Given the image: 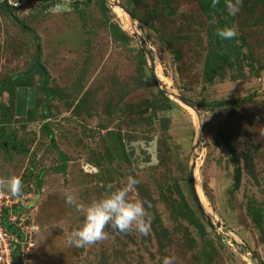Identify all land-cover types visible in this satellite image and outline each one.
Returning a JSON list of instances; mask_svg holds the SVG:
<instances>
[{"label": "rangeland", "instance_id": "obj_1", "mask_svg": "<svg viewBox=\"0 0 264 264\" xmlns=\"http://www.w3.org/2000/svg\"><path fill=\"white\" fill-rule=\"evenodd\" d=\"M128 1L105 0L103 12L100 0H0V81L31 70L39 51L49 76L46 86L60 94L47 106L45 95L36 92L35 119L11 117L3 131L8 140L0 138V177L21 178L19 210L37 234L28 264H163L165 256L175 257V264H264V71L256 74L248 67L264 66V0L251 12L254 0H242L230 25L238 35L225 40L229 62L212 68L210 83L205 59L218 18L204 15L195 0H175L171 16L155 0L140 6ZM151 9L158 11L153 23ZM108 21L129 37L126 44L110 36ZM144 49L153 56L154 70ZM141 56L146 66L139 64ZM31 79L34 87L44 81L39 75ZM77 84L89 96L80 109L75 108ZM8 96L0 97L7 107ZM178 96L195 104L200 117ZM247 97L244 105L209 110L215 101ZM166 101L168 111L138 114L146 104ZM43 108L48 118L41 121ZM155 137L157 163L148 165ZM223 139L236 155H250L252 161L240 160L236 191L233 155ZM61 155L67 157L63 170ZM192 166L205 205L200 201L205 213L200 214L206 222L209 217L208 225L195 206ZM129 176L153 202L169 233L168 247L158 248L151 228L141 235L135 228L121 233L111 225L103 241L70 245L67 236L83 216L66 203L65 190L89 204L109 192V185L111 190L125 187ZM129 199L146 204L136 185ZM258 210L259 225L252 215Z\"/></svg>", "mask_w": 264, "mask_h": 264}, {"label": "trees", "instance_id": "obj_2", "mask_svg": "<svg viewBox=\"0 0 264 264\" xmlns=\"http://www.w3.org/2000/svg\"><path fill=\"white\" fill-rule=\"evenodd\" d=\"M144 0H129L128 2L137 6H140L139 4L144 3ZM146 1V0H145ZM199 3L200 5V9L201 12L206 15L209 16L211 14H213L214 16H216L218 18V22L217 25L219 26V28H223L225 26H229L232 23V20H234L233 16H230L227 12V8H226V4H225V0H219V3L217 4V6L215 8L211 7L212 5V0H195ZM249 1V0H248ZM262 0H254L252 1V4L250 6V12L254 10V8H256L257 6L260 5ZM155 2L157 4H160L161 9L164 10L169 16L173 15V9H172V5L174 4L175 0H155ZM247 2V0L245 1ZM86 3V2H85ZM100 4H101V8L103 12L107 11V8L105 7V0H100ZM143 9L147 8L146 5L142 7ZM135 9V8H134ZM134 11V10H133ZM132 10L128 9V13L130 15H132L133 19H137L143 22V20L141 18H138L137 15L135 14V12H133ZM149 15V22H154L155 18L158 16V11L156 9H151L148 13ZM212 16V15H211ZM225 17L224 18H222ZM152 23L150 24V27L152 29H155V26L152 25ZM148 24V23H147ZM107 27H108V31L110 36L118 42H124V44H126L129 40V37L123 33L119 27L115 24L112 23L111 21H108L107 23ZM211 36H213L212 32H210ZM33 35V39L37 42H39V37L35 34V32H32ZM213 40V44L210 43V49L207 53L206 59H205V69H206V73L204 75L206 82H212L214 77L212 68H216L218 66H222L226 63L229 62V53H227L225 51L226 48H228V46L230 45V43H225V40H222L221 38H219L216 33L215 35L212 37ZM174 54L176 52L172 51ZM40 57V53L39 51L36 52L35 57H34V63L32 64V68L30 67L31 70H29L28 72H24V73H19V74H14L11 77L2 79L0 81V97L4 94L7 93L10 99V105L7 107L5 104H3L2 102H0V138H4L7 139L4 136V129L6 128V126L9 124L11 117L16 116L15 115V97H16V93L17 90L19 88H27V89H34L35 95L36 92H40L43 93L46 97L45 100V105H49V101L54 98L55 96H59L60 94L57 93L56 91L51 90L50 88H48L46 86V82L49 78L48 73L45 69H43L39 58ZM176 58L178 60H180V54L176 53ZM35 62H38V64L36 65ZM139 64L141 66H146L147 65V61L145 59V56H141V59L139 61ZM250 70H254L256 71V74H259V72H263L264 71V66L258 67V68H254L253 65H249L248 66ZM35 75H39L40 77L44 78V81L40 82L39 85L37 87H34V83L32 81L31 78H33ZM83 78V75L81 76ZM77 92L80 95L78 103L76 104V109H80L85 107L86 105H88V99L89 96L87 94V92H83L82 93V87L80 84H77ZM34 95V99H33V106L31 108L28 109L27 113H26V117L28 121H33L35 119V110L37 107L40 106V101L37 100V98H35ZM250 101V98H244V99H231V100H220V101H215L213 102L210 106H209V110L214 111L217 109H222L231 105H244L246 103H248ZM192 104L194 107H196L195 104ZM44 107V106H43ZM132 108V107H131ZM170 109L168 102L166 101L164 104H162L161 106H158L157 103H151V104H146L145 108L143 110H140L138 112V114H140L141 116H143L144 114H147L150 110L152 116L156 114V112H160V111H168ZM48 114L45 113L44 108L42 109V112L40 113V120H45L48 117ZM151 120V117H150ZM167 125H168V119H165L164 121V125L163 127L165 129H167ZM44 130L45 132L50 135L53 136L52 131L50 130V128L47 125H44ZM222 138V135H220ZM223 141L225 142L224 144L228 147L230 153L233 155L232 159H233V164L235 165V169H234V175H233V189L234 191H236L239 186H240V182H241V176H242V169L239 166L240 160L243 159L246 163V165H251L252 161H250V155L247 154H242L240 156L236 155V153L234 152V147H231V145H229L227 143V141L225 139H223ZM121 154L126 158V151L125 148L123 147L120 150ZM61 162H62V170L65 168L66 166V162H67V157L65 155H61ZM41 187V183H40V175L37 176V189ZM136 187L140 190V192H142V196L146 202V211L148 213V218L150 220V228L153 232V234L155 235V240L156 243L158 245V248L161 249V251L165 248L168 247V243H167V239H168V231L162 227L161 224V220L160 217L158 216L157 212L155 211L154 207H153V202L150 200L148 194L146 192L142 191V187L140 186V184H137ZM195 202V200H194ZM195 206L198 209L196 202H195ZM199 210V209H198ZM198 215L199 217H202V220L205 222V224L208 225V223L205 221L204 217L201 216L200 211H198ZM19 209L14 208L13 212H18ZM8 213L7 210L4 211V217H3V221H4V226L5 227H9L7 225V223L5 222V216ZM252 215H253V219L255 220V222L259 225L260 224V219H261V215H260V210H258L257 212L252 211ZM36 231L33 232V243H35L34 241L36 240ZM34 248H31V250ZM14 255L16 254V252L13 253ZM15 264H19V262H15Z\"/></svg>", "mask_w": 264, "mask_h": 264}, {"label": "clouds", "instance_id": "obj_3", "mask_svg": "<svg viewBox=\"0 0 264 264\" xmlns=\"http://www.w3.org/2000/svg\"><path fill=\"white\" fill-rule=\"evenodd\" d=\"M219 0H212L211 7L215 8ZM227 12L230 16L240 11L242 0H225ZM216 35L222 40L234 39L238 33L234 26L218 28ZM139 183V180L128 177L127 185L116 188L103 194L91 203L80 202L74 190L66 189V203L83 216V222L73 229L67 236L68 243L76 247H85L96 244L108 238L105 228L109 225L121 233H130L135 228L141 235L150 231V220L146 219L148 213L144 202L129 199V191ZM23 183L20 177L11 175L8 178L0 177V195L5 192L19 198L22 195ZM163 264H175V257L165 256Z\"/></svg>", "mask_w": 264, "mask_h": 264}, {"label": "built area", "instance_id": "obj_4", "mask_svg": "<svg viewBox=\"0 0 264 264\" xmlns=\"http://www.w3.org/2000/svg\"><path fill=\"white\" fill-rule=\"evenodd\" d=\"M21 198L11 200L7 195L0 196V264L29 263L35 226L26 220L24 212H13L14 208H20L18 204ZM5 210L8 211L5 222L9 227L4 226Z\"/></svg>", "mask_w": 264, "mask_h": 264}, {"label": "water", "instance_id": "obj_5", "mask_svg": "<svg viewBox=\"0 0 264 264\" xmlns=\"http://www.w3.org/2000/svg\"><path fill=\"white\" fill-rule=\"evenodd\" d=\"M142 44L144 45V42L142 41ZM144 52H145V55L147 56V59H148V61H149V64H150V68H151V70H154V65H155V62H154V59H153V56H152V54L150 53V51H148V50H146V49H144ZM19 92H20V90H18V94H17V100H16V107H18L17 105H18V103L20 102V99H19ZM28 94L29 95H31L32 96V90H29V92H28ZM31 96H28V97H26V98H31ZM22 99H24V97L22 98ZM178 101L182 104V105H184V106H186L187 108H189V109H191L192 111H194L195 113H196V115L198 116V117H200V115H199V113L196 111V109L194 108V106L192 105V104H190L186 99H184L183 97H180V96H178ZM24 101V100H23ZM32 100H28V102H31ZM32 103V102H31ZM19 108V107H18ZM16 110H17V108H16ZM16 114H17V116H20L19 114H18V112L16 111ZM198 143V142H197ZM196 143V144H197ZM150 146H151V162L150 163H148V165H151V164H153V163H157V159H156V145H157V143H156V137H155V139L154 140H152L150 143ZM131 145L133 146V145H135V143H131ZM189 181H190V186H191V190H192V194H193V197H194V200H195V202H196V205H197V207H198V209H199V211H200V213L202 214V215H204L205 213H204V211H203V209H202V206H201V204H200V199H199V197H198V194H197V191H196V186H195V183H194V166H192V168H191V170L189 171ZM205 218H206V220H207V222L210 224V219H209V217H207V216H205ZM247 252H248V250H247ZM249 253V252H248ZM251 255V254H250ZM252 257V256H251Z\"/></svg>", "mask_w": 264, "mask_h": 264}, {"label": "flooded vegetation", "instance_id": "obj_6", "mask_svg": "<svg viewBox=\"0 0 264 264\" xmlns=\"http://www.w3.org/2000/svg\"><path fill=\"white\" fill-rule=\"evenodd\" d=\"M35 64L37 65L38 62H35ZM18 90H20L19 96H18L19 99H20V102L17 105L19 108L16 107V103H15V115L17 116V114H16V111H17L18 114L20 116H22V115H25L26 114V112H25L26 109L31 108L33 106L32 104H33V99H34L35 92H34V89H27V88H19ZM18 90H17V93H16L15 102L17 100ZM29 90H32V96L28 94ZM28 96H31V98H29V99L32 100L31 101L32 103L31 102H28L29 99L26 98ZM23 97H24V99H22ZM16 108H17V110H16Z\"/></svg>", "mask_w": 264, "mask_h": 264}, {"label": "bare ground", "instance_id": "obj_7", "mask_svg": "<svg viewBox=\"0 0 264 264\" xmlns=\"http://www.w3.org/2000/svg\"><path fill=\"white\" fill-rule=\"evenodd\" d=\"M195 185H196V181H195ZM196 190H197V186H196ZM197 194H198V197H199V192H198V190H197ZM199 199H200V201H201V198L199 197ZM202 202V201H201ZM202 204H203V202H202ZM204 205V204H203ZM205 206V205H204Z\"/></svg>", "mask_w": 264, "mask_h": 264}]
</instances>
